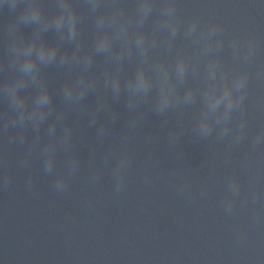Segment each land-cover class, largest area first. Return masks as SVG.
<instances>
[{
	"label": "clouds",
	"instance_id": "clouds-1",
	"mask_svg": "<svg viewBox=\"0 0 264 264\" xmlns=\"http://www.w3.org/2000/svg\"><path fill=\"white\" fill-rule=\"evenodd\" d=\"M232 6L248 27L230 25L207 0L195 11L185 0H0L8 15L0 21V190L13 185L15 157L27 190L37 163L57 194L70 191L86 163L93 186L108 170L118 198L137 159L130 145L154 115L163 136L146 139L163 140L177 160L185 137L217 148L229 169L215 181L219 206L228 218L246 214L233 227L244 247L249 230L264 225V0ZM49 69L62 78L53 82ZM121 102L126 118L113 131ZM141 179L148 185L153 175ZM175 192L194 203L209 186L196 191L187 176Z\"/></svg>",
	"mask_w": 264,
	"mask_h": 264
},
{
	"label": "water",
	"instance_id": "water-1",
	"mask_svg": "<svg viewBox=\"0 0 264 264\" xmlns=\"http://www.w3.org/2000/svg\"><path fill=\"white\" fill-rule=\"evenodd\" d=\"M207 3L230 25L248 27L232 0ZM185 6L195 11L198 0H185ZM7 18V13L0 14V21ZM257 27L264 33V21ZM48 39H54L52 33ZM48 72L53 82L62 78L55 69ZM94 99L89 96L87 102ZM115 107L121 119L113 131H119L126 110L123 102ZM94 132L88 130L89 140ZM149 134L163 136L154 115H149L130 145L137 159L118 198L112 195L108 170L100 184L93 186L86 163L65 194L52 190L37 163L35 187L27 190V171L17 168L13 157V185L0 190V264H264V225L249 230L247 244L237 247L233 227L246 221V214L228 218L219 206L215 181L229 169L223 167L217 148H205L185 137L183 159L177 160L163 140L148 142ZM154 150L159 161L146 159ZM80 153L86 160L88 148L81 147ZM202 161L205 166L199 167ZM213 167L216 176L210 174ZM173 169L175 174L169 175ZM146 172L153 175L148 185L141 179ZM187 176L196 191L203 184L209 186L207 198L189 203L176 195L175 186Z\"/></svg>",
	"mask_w": 264,
	"mask_h": 264
}]
</instances>
